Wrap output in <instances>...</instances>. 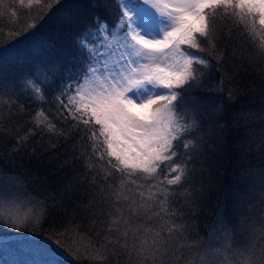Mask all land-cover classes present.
<instances>
[{
  "label": "snow or ice",
  "instance_id": "snow-or-ice-1",
  "mask_svg": "<svg viewBox=\"0 0 264 264\" xmlns=\"http://www.w3.org/2000/svg\"><path fill=\"white\" fill-rule=\"evenodd\" d=\"M28 4L37 12L27 30L46 22L68 50L49 60L55 42L39 40L19 76L4 70L19 58L0 52V103L7 96L22 110L24 98L51 100L61 128L43 108L33 118L54 140L40 144L41 155L50 153L43 179L0 166V227L42 231L41 221L71 209L95 226L87 255L100 264H264V126L251 127L252 110L243 107L242 94L256 89L245 83L239 48L247 41L249 59L264 63V0ZM28 135L13 156L37 158ZM254 153L259 168L249 163ZM226 154L242 168L220 194L211 177ZM51 178L43 201L25 197V181ZM63 230L75 231L72 219Z\"/></svg>",
  "mask_w": 264,
  "mask_h": 264
},
{
  "label": "trees",
  "instance_id": "trees-1",
  "mask_svg": "<svg viewBox=\"0 0 264 264\" xmlns=\"http://www.w3.org/2000/svg\"><path fill=\"white\" fill-rule=\"evenodd\" d=\"M0 3H5L4 5L8 8V10H5L0 4V52H11L19 58L4 66V70L10 75H22L24 71L32 67L35 59L34 48L41 39L54 41L56 45L51 52L46 54L47 59L54 60L67 53L69 41L66 38L60 39L58 34L53 31L48 23L44 22L32 31L25 30L26 24L32 19L31 13L26 11L20 13L17 22H14V26L10 27L11 30L3 29L8 22L6 15L2 14L3 11L10 13L14 10L24 8L25 4L21 5L19 1L13 2V0H0ZM27 18H29V20H27ZM239 48L241 55L248 61L246 65L247 76L245 83L248 84L250 88L256 89L255 93L246 91L245 94H242L243 107L245 110H252V116L249 117L251 127L259 129L264 126V121L259 119V110L264 107V98L259 94L260 88L264 87V81L261 79V76L264 75V63H261L259 59H249L250 53L254 48L247 41L241 40L239 42ZM2 99L3 102L0 103V166L9 168L14 165L17 172L25 173L28 176L33 174L41 175V179H43L44 174L49 171V166L44 163V161L47 160L50 153L45 152L41 155L40 144L50 145L54 140L53 134L47 133L41 126L35 124L33 118L36 116V112L40 108H43L45 115L56 125L57 130H59L61 128V122L56 117L55 105L51 100H49L47 104L37 105L35 103H29L28 98H24V108L21 110L17 104L9 101L7 96ZM25 134H29L27 143L32 144L36 142L35 151L37 153V158H30L27 154L13 156V149L16 141L20 136ZM61 139L60 137H56L55 142L59 145ZM229 143H233V140L230 139ZM59 150L60 148L58 147L57 151ZM249 163L254 168H259L261 166L255 153L250 158ZM241 168L242 165L237 163L235 154H226L223 157L221 166L211 177L212 180L218 184L220 194L223 193L225 188H232L236 185V177L239 176ZM55 183V178L47 180L46 183L25 181L24 195L27 198L43 201L46 189L51 191L48 185L55 186ZM253 199L256 201L260 200L259 187H257ZM216 203L217 199L214 196L208 210L209 213L215 211ZM68 219H72L73 221V226L75 227L74 232H66L63 230V225L66 224ZM210 219V215L207 218L201 216L200 222L207 223L210 222ZM41 223H43L44 230L37 231V228L40 226L38 225L34 228L35 230H32V232H34L33 234L42 237L43 239L41 240L44 241V244L49 245L61 255L67 264L71 263L54 245L49 244V241H55L56 243L54 244H58L59 247L72 256L78 264H100L99 261H93L87 255V252L90 250V241L96 238V228L91 224L89 219H81L79 215L74 214L72 210L69 209L67 214L60 212L51 215L48 217L47 223L43 221H41ZM53 229L57 231L54 232ZM30 230L31 229H29V231ZM5 231L11 232V229L8 227ZM24 231L28 232V229ZM6 232L2 234H6ZM25 239L40 240L33 238ZM75 254H80L84 258L82 257L81 259ZM3 261L4 264H9L11 263V258L5 257L0 250V262L2 263Z\"/></svg>",
  "mask_w": 264,
  "mask_h": 264
},
{
  "label": "rangeland",
  "instance_id": "rangeland-1",
  "mask_svg": "<svg viewBox=\"0 0 264 264\" xmlns=\"http://www.w3.org/2000/svg\"><path fill=\"white\" fill-rule=\"evenodd\" d=\"M20 0H13V2ZM2 7H4L5 10H8L7 6H5V3H0ZM24 8L14 10L10 13H7L3 11V15H6L8 18L7 24L4 26L3 29L11 30L10 27L14 26V22H17V18L19 19V15L21 12H28L31 14H36L37 10L35 6H29L28 0H24ZM14 5V4H13ZM42 14V13H40ZM29 20V18H27ZM32 19L30 22H28L25 26V30H27L28 24L32 23ZM24 30V31H25ZM8 32V31H7ZM11 32V31H9ZM23 32V31H22ZM26 197V196H25ZM36 200V199H35ZM19 214L26 215L33 211L31 208H20L17 210ZM38 226V225H37ZM8 227H0V235L8 236L13 234H23V233H34L32 230H35V227H23V228H10L11 232L5 231ZM28 229V232H25L24 230ZM29 229H31L29 231ZM6 232V234H2ZM30 241H36L32 239H12L4 242H0V250L3 252V255L7 258H11V263L9 264H67V262L64 260V258L59 255L55 250H53L49 245L45 244V247L37 248L32 246L29 242ZM79 256V258L82 259V255L75 254ZM84 258V257H83ZM0 264H4V261Z\"/></svg>",
  "mask_w": 264,
  "mask_h": 264
},
{
  "label": "water",
  "instance_id": "water-1",
  "mask_svg": "<svg viewBox=\"0 0 264 264\" xmlns=\"http://www.w3.org/2000/svg\"><path fill=\"white\" fill-rule=\"evenodd\" d=\"M19 238H33V239H43L40 236H37L32 233H23V234H13L8 236H0V242L6 241V240H12V239H19ZM54 245L66 258L71 264H78L72 256H70L64 249L60 248L59 246Z\"/></svg>",
  "mask_w": 264,
  "mask_h": 264
}]
</instances>
